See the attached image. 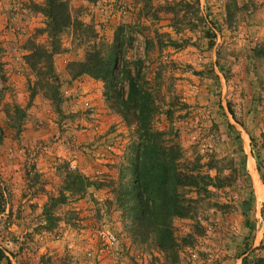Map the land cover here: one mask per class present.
Here are the masks:
<instances>
[{"label": "rangeland", "instance_id": "1", "mask_svg": "<svg viewBox=\"0 0 264 264\" xmlns=\"http://www.w3.org/2000/svg\"><path fill=\"white\" fill-rule=\"evenodd\" d=\"M44 1L0 0V264H257L264 190L249 163L264 189V0H199L211 46L200 29L175 30L164 2L177 0H65L69 23L51 40ZM50 42L51 73L32 69V46ZM92 46L114 56L117 78L123 61H142L147 127L124 122L83 71ZM115 90L124 97L125 80ZM160 131L179 146L188 177L172 190L190 207L170 219L165 251L132 241L113 199ZM49 196L58 202L44 214Z\"/></svg>", "mask_w": 264, "mask_h": 264}, {"label": "trees", "instance_id": "2", "mask_svg": "<svg viewBox=\"0 0 264 264\" xmlns=\"http://www.w3.org/2000/svg\"><path fill=\"white\" fill-rule=\"evenodd\" d=\"M164 4L167 9L171 10L172 19L175 20L173 25L175 30H180L177 24H184V27L189 29H200L204 35L209 37L208 46H211L213 32L206 28L207 19L200 14L199 0L165 1ZM174 5H178L179 10ZM180 11L183 12L179 14ZM42 12L46 17L44 31L53 40L59 31L69 23L67 2L65 0H45ZM151 40L153 37L145 39L144 47L146 49L152 44ZM50 43L49 49L41 44L32 46V52L27 57V62L32 69L36 68L37 63L43 61L46 63L45 73H51V56L58 46L56 43L55 45L53 42ZM105 53L98 46L97 48L90 47L85 52V59L82 62L83 71L92 77L103 80L105 102L120 115L124 122H134L138 129L147 127L152 114L153 93L149 87L140 82L142 61L140 59L123 61L121 70H119L120 77L117 78L112 74L114 56ZM217 57L219 58V56ZM49 77L53 79V74H49ZM3 78L0 65V79ZM123 80L126 82L127 90L124 97L120 92L115 93V85ZM45 84L47 83L45 82ZM227 126L230 127V124ZM165 135L166 131L154 132L150 138L145 139V142L142 141L139 145L141 150L135 157L133 182L125 190L117 189L113 195L114 203L120 210L124 227L132 241L142 243L150 240L154 246L163 251L173 242L169 226L170 219L187 215L190 208L183 203V200H179L172 190L174 184H181L183 176L186 175L178 170L177 163L174 162L175 159H180L178 144L169 142ZM205 179L207 182L211 180L208 176H205ZM80 182L82 183V179ZM55 202L57 203L58 199L49 196L42 206V213L49 214L47 211L53 207ZM5 203L6 200L2 197L0 211L3 210ZM54 219L46 220L50 223ZM262 245L263 256L257 259V264L264 262V244ZM3 257L0 250V259ZM241 261L243 264L245 258H241Z\"/></svg>", "mask_w": 264, "mask_h": 264}, {"label": "bare ground", "instance_id": "3", "mask_svg": "<svg viewBox=\"0 0 264 264\" xmlns=\"http://www.w3.org/2000/svg\"><path fill=\"white\" fill-rule=\"evenodd\" d=\"M252 163H253V162L249 163V166H250V169H251L252 172H253V182H254V187H255V190H256L259 194L262 195L264 189H263V186H261V183H260V181H259V179H258V177H257V174L254 172V169H253Z\"/></svg>", "mask_w": 264, "mask_h": 264}, {"label": "built area", "instance_id": "4", "mask_svg": "<svg viewBox=\"0 0 264 264\" xmlns=\"http://www.w3.org/2000/svg\"><path fill=\"white\" fill-rule=\"evenodd\" d=\"M100 236L104 238L109 244H113L116 240L115 236L109 231L100 232Z\"/></svg>", "mask_w": 264, "mask_h": 264}]
</instances>
